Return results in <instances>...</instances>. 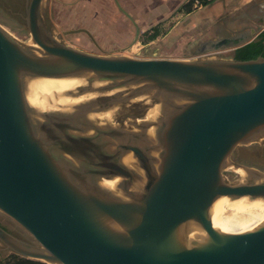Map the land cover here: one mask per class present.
<instances>
[{"label":"water","instance_id":"obj_1","mask_svg":"<svg viewBox=\"0 0 264 264\" xmlns=\"http://www.w3.org/2000/svg\"><path fill=\"white\" fill-rule=\"evenodd\" d=\"M42 2L25 0L31 42L0 24V212L31 237L0 224V257L264 264V219L243 231L212 221L220 197L264 199V171L231 159L264 142V56L205 54L233 55L264 27L202 41L192 58L100 54L55 34ZM46 78H85L68 93L93 95L41 109L29 85ZM136 101L145 104L127 122L103 115ZM148 105L152 116L138 117ZM229 166L243 180L229 181Z\"/></svg>","mask_w":264,"mask_h":264},{"label":"crops","instance_id":"obj_2","mask_svg":"<svg viewBox=\"0 0 264 264\" xmlns=\"http://www.w3.org/2000/svg\"><path fill=\"white\" fill-rule=\"evenodd\" d=\"M50 4L57 13L50 14L53 32L70 45L100 54L137 55L133 51L137 46L143 51L140 56L192 58L201 54L198 45L212 38L209 24L218 18L226 22L233 10L239 30L264 27V0H214L199 8H193L192 0H50ZM223 8L226 11L220 13ZM246 8L255 11L249 14Z\"/></svg>","mask_w":264,"mask_h":264},{"label":"rangeland","instance_id":"obj_3","mask_svg":"<svg viewBox=\"0 0 264 264\" xmlns=\"http://www.w3.org/2000/svg\"><path fill=\"white\" fill-rule=\"evenodd\" d=\"M213 2V1H212ZM211 3V2H210ZM209 4V3H208ZM24 5H25V0H0V24L13 36L18 38L19 40L23 42H31L30 34L28 30L25 27L24 20H23V15H24ZM54 4H50V0H44V4L42 7V12L44 15V20L48 24L50 22V17L51 15L54 16L56 15V10L53 7ZM247 7V6H246ZM221 8H219L220 10ZM249 12V14L254 13L255 9H249L246 8ZM53 10V11H52ZM226 11V9H222L220 13H223ZM232 11V10H231ZM235 10L233 12H230L228 14L229 16L226 18V22L223 23L222 18H218L216 21L214 20L211 24H209V35L212 38H216L219 36H226L230 35V33H233L235 31H238L240 29V25L238 24V21L235 20ZM52 13V14H51ZM51 14V15H50ZM234 14V17H231V15ZM52 20V17H51ZM258 20V19H255ZM51 27L54 25L49 23ZM249 24H252L253 26L254 23L249 22ZM55 29V27H54ZM57 32V30L55 29ZM58 33V32H57ZM59 34H61L59 32ZM63 34V33H62ZM64 35V34H63ZM134 53L140 56L139 54H142L141 50L137 49V46L134 47ZM141 52V53H140ZM206 55L209 56H214V57H224V58H231L233 57L232 51L230 50H220V51H208L205 53ZM195 57L198 55H194ZM71 80V79H70ZM73 81V80H71ZM76 84L73 86H65L55 89L53 86L52 89H46V87L43 86V83H48V84H56V83H62V82H67L65 80H38L35 82V87H32L31 91V97L32 99L40 105L41 109H46V108H58L59 106L56 105V102H77L80 100H83L82 96H85L84 99L87 98L89 94L93 93H87L84 95H72L71 93H68V89L71 91H78V85H85L87 84V81L83 83V81L76 80ZM65 85V84H64ZM66 90V95L62 93V91ZM60 94V95H59ZM63 94V95H61ZM62 96V97H61ZM137 102V101H136ZM139 102V101H138ZM53 103L56 105H53ZM143 103V102H142ZM145 103H143L144 105ZM142 105V104H141ZM46 106V107H43ZM148 109L145 111L143 115H139L138 117H145L149 118L150 115L152 116V107L148 105ZM137 107L138 105H135L134 103L127 104L124 106H118L115 109H112L110 111H107L103 113V115H108V118L115 122V123H120V122H127L130 118L129 114H137ZM259 142H251L246 145H239L238 147L235 148L233 153L231 154V159L241 162L243 164H246L248 166L256 167L262 171H264V158L260 157L257 154V149H258V144ZM224 175L226 178L231 181V182H237L240 180H243L244 178V172H242L241 169H237L234 166H229L225 169ZM248 214V213H246ZM214 215H217L214 212ZM242 216V215H240ZM255 220V218H254ZM253 221H249V226H253ZM261 221V219H256L255 224H258ZM242 222H234L231 223L234 226L242 227L240 226ZM0 224L11 230L12 232L26 238L30 239V235H28L17 223H15L12 219L7 217L5 214L0 212ZM246 228V227H244ZM1 245V244H0ZM3 257H8L11 254H13L9 250H4L1 252ZM40 264H50L47 262L41 261Z\"/></svg>","mask_w":264,"mask_h":264},{"label":"bare ground","instance_id":"obj_4","mask_svg":"<svg viewBox=\"0 0 264 264\" xmlns=\"http://www.w3.org/2000/svg\"><path fill=\"white\" fill-rule=\"evenodd\" d=\"M70 79L73 81H71ZM77 79L80 81H83V83H85L87 80L85 78H63V79L62 78H53V79L46 78L43 80H65L67 82L56 83V84L43 83V86L46 87V89H52L53 86H55L54 87L55 89H59L61 88V86L65 87V86L75 85L77 82L76 81ZM38 80H41V79H38ZM38 80L30 81V85H29L30 93L28 97H29L30 102L34 105H37L38 103H36L32 99L31 89L33 86L35 87V82ZM91 83L98 84L99 82L91 81ZM78 86H82V84ZM65 91L66 90L62 91V93H64ZM89 95L91 96V94ZM82 97L84 99L85 96H82ZM67 103H70V102H67ZM56 104H61V102H56ZM43 107H46V106H43ZM153 112H154V108L152 109V113ZM214 212L217 215H214ZM254 218L255 220L264 219V199L262 198H250V197L231 198L229 196H223V197L218 198L213 205L212 221L214 225L226 231H243V230L249 229L252 227V224L251 226H249V223L253 221ZM255 220L253 222V226H254ZM233 221L237 223L242 222L240 224V226L242 225V227L234 226L233 224L231 225Z\"/></svg>","mask_w":264,"mask_h":264},{"label":"trees","instance_id":"obj_5","mask_svg":"<svg viewBox=\"0 0 264 264\" xmlns=\"http://www.w3.org/2000/svg\"><path fill=\"white\" fill-rule=\"evenodd\" d=\"M214 0H202L204 4L210 3ZM264 56V29L257 35V37L235 49L233 57L237 59L253 58L257 55ZM41 261L26 257H21L16 254H11L8 257H0V264H40Z\"/></svg>","mask_w":264,"mask_h":264},{"label":"flooded vegetation","instance_id":"obj_6","mask_svg":"<svg viewBox=\"0 0 264 264\" xmlns=\"http://www.w3.org/2000/svg\"><path fill=\"white\" fill-rule=\"evenodd\" d=\"M135 105H138L137 107V111L140 110L142 107H143V103L142 102H133ZM142 104V105H141ZM258 149H257V154L260 156V157H263L264 158V142L263 143H258Z\"/></svg>","mask_w":264,"mask_h":264},{"label":"built area","instance_id":"obj_7","mask_svg":"<svg viewBox=\"0 0 264 264\" xmlns=\"http://www.w3.org/2000/svg\"><path fill=\"white\" fill-rule=\"evenodd\" d=\"M203 5H204V3L202 2V0H192L193 8H199Z\"/></svg>","mask_w":264,"mask_h":264}]
</instances>
